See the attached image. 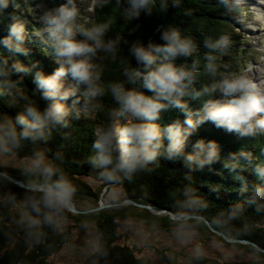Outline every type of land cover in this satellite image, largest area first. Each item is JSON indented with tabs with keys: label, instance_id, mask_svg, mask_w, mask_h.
<instances>
[{
	"label": "clouds",
	"instance_id": "obj_1",
	"mask_svg": "<svg viewBox=\"0 0 264 264\" xmlns=\"http://www.w3.org/2000/svg\"><path fill=\"white\" fill-rule=\"evenodd\" d=\"M216 2L242 31L250 32L264 25V8L257 9L249 0ZM9 3L10 0H0V11ZM150 3L151 0H123V3L115 0L116 7L129 20L139 19L141 14L151 16ZM181 3L182 0H170L169 6L177 8ZM77 5L78 0H63L56 7L44 9L39 16L40 27L32 31L58 65L50 74L38 69L33 72L35 64L26 66L14 58L15 54L27 56L29 52L24 46L29 36L24 21L13 17L7 34L0 37V50H3L0 51V95L11 96L16 89L22 77L17 75L13 79L14 75L31 72L40 96L48 101L40 109L34 101L22 97L25 101L22 111L15 117L0 114V154L15 155L23 141L33 145L46 142L57 126L67 127L70 115L79 119L82 112L97 109L98 98L104 96L105 89L99 83L100 74L93 59L102 53L115 60L121 44L127 45L131 59L123 62V79L107 84L115 107L107 110L106 122L93 131V151L87 158L101 181L120 183L131 180L139 172L150 173V166L156 165L158 158L180 161L189 173L193 168L212 163L219 158L214 141L197 140L191 145V152H185L189 137L204 122L244 138L264 136V77H258V66L251 59L238 72L228 69L224 58L233 47L230 33L204 36L199 45L204 51L199 59L187 63V58L198 51V45L177 27L161 26L160 43L140 39L129 42L119 35L106 37V23L92 26L77 23L80 12ZM245 9L251 15H241ZM255 39L252 47L264 52ZM178 59L180 63L176 62ZM201 75L208 77V81L197 87L195 82ZM69 98L70 102L66 103ZM189 101L199 103V107L189 108ZM166 110H176L183 119H174L161 127L157 121ZM260 154L264 157V149ZM239 156L250 163L249 154L241 152ZM55 159H61L60 155L56 154ZM52 160L44 150L34 147L21 172L29 179L21 182L11 173L0 171V184L15 183L28 193L22 206L31 214L26 228L29 238L36 235L33 229L39 225L55 227L54 217L70 206L76 191ZM236 161L233 155L225 167L236 171L232 163ZM252 173L258 183L245 182L243 176L236 178L242 181L240 191L248 193L245 204L261 213L264 212V162L254 164ZM184 180L191 182L188 173ZM176 191L179 198L169 219L175 225L177 239L183 241L204 220L207 204L196 195L191 183ZM243 210L240 202L229 204L213 218L214 222L228 235L227 226ZM199 254L195 250L194 255Z\"/></svg>",
	"mask_w": 264,
	"mask_h": 264
},
{
	"label": "trees",
	"instance_id": "obj_2",
	"mask_svg": "<svg viewBox=\"0 0 264 264\" xmlns=\"http://www.w3.org/2000/svg\"><path fill=\"white\" fill-rule=\"evenodd\" d=\"M43 2L48 3L49 1L10 0L9 6L0 11V37L7 34L8 26L13 17L24 21L26 31L29 33L24 46L28 48L29 52L27 56L15 54L14 58L26 66L35 64V68L32 69L33 72L38 69L47 75L58 65L54 63L50 55L46 54L45 46L39 39L32 35L34 28H39L40 24L33 23L30 17L26 15L28 6H35ZM169 4L170 0H151V16L141 14L139 19L129 20L122 14L121 9L116 7L115 0H107V2L102 0L97 5L92 6L93 14L90 21L81 25L92 26L97 23H106L108 25L106 37L119 35L129 42L140 39L143 42L152 40L154 43H160L158 29L161 26L177 27L182 34L191 36L198 45V51L193 53L192 58H187V63H191L192 59H199V54L204 51L202 47H199L204 36L214 37L220 31L225 30V25L230 23L233 26L237 25L224 14L216 0H182L181 5L177 8L170 7ZM130 29L132 30L131 33H129ZM238 36L239 34L236 33V39ZM120 47L117 50L115 60L102 53L93 59V63L97 65L100 74L99 83L104 87L105 94L98 98L99 107L90 110L92 115L87 116L82 112V117L79 119L70 115L67 117V127L60 128L57 126L51 131L46 142H37L36 145L28 141L21 142L20 147L15 150V156L26 158L31 154L34 147L44 150L46 156L53 159L50 162L59 167L62 174L74 186L76 190L74 194L92 199L95 203L93 208L97 207L103 189L119 186L123 190V196L117 201L109 199L111 204L129 199L138 205H150L155 210L173 212L175 211L174 204L179 198L176 189L191 183L197 192L196 195L207 204L203 212L204 220L200 225L194 226L192 230L203 231L207 228L206 223H208L214 230L221 232L227 238L236 239L239 242L229 243L219 237L220 240L254 257L252 260L221 261L206 256H191L189 257L190 264H264V252L252 245L255 244L264 250V212L257 213L252 207L245 204L244 201L248 193L240 191L242 181L236 178L243 176L245 182L258 183L252 173V166L264 162V157L260 154L261 149H264V136L244 138L236 133L217 128L211 122H204L189 137L185 152H191V145L197 140L214 141L218 146L219 158L212 163L198 169L193 168L189 173L180 161L158 158L157 164L150 166L152 167L150 173L139 172L131 180H122L120 183H105L98 179L96 170L87 162V158L93 151L91 148L95 138L93 131L106 122L107 110L110 107H115L107 90V84L123 79L121 74L123 62L131 59L127 55V45L121 44ZM243 53L244 50L237 48L236 45L227 55L235 66V64H239V59ZM5 54L12 55L10 53ZM176 62L180 63L181 61L178 59ZM17 75L22 77L16 87V90L18 89L20 92L19 103L12 96L0 95V114L15 117L18 112L22 111V105L25 102L22 97L34 101L40 109H43L48 101L40 96L39 90L35 87L32 73L16 74L13 79ZM207 81L208 77L201 75L195 82V86L199 87L200 83H207ZM70 100L71 98L66 103ZM188 107L198 108L199 103L189 101ZM177 118L183 119V116L176 110H166L161 112L157 123L163 127ZM121 123H123L122 119ZM241 152L249 154L250 163H246L244 158L239 156ZM56 154H59L61 159H55ZM233 155L238 159V161L232 162L236 171H229L225 167V163H229ZM0 171L11 173L21 182L29 179V177L21 175L22 170L0 166ZM186 173L190 175L191 182L184 180ZM83 177L98 181L100 183L99 188L94 189L82 179ZM26 195L28 193L14 183L0 184V264H45V260L56 254L72 235L71 229L74 226L69 225L63 228L59 225V219L73 221L78 226H81L79 223L86 219L95 221L100 233V240L97 249L89 254L82 264H173L170 261L153 263L136 256L135 251L138 249L135 246L118 244L120 233L117 229V219L123 218L124 215L105 210L90 211L91 209H89L86 210L87 213L75 214L66 208L54 217L57 221L55 227L39 225L33 229L36 235L29 238L26 236V228L31 214L22 206L23 198ZM237 202L243 205L244 210L239 218L229 223L227 226L228 235H226L225 229L219 227L213 218L229 204ZM138 205H131L130 207L138 209L141 217L152 221L156 229L172 225L167 214L155 215ZM20 208L24 213L20 211ZM243 241L249 243L243 244Z\"/></svg>",
	"mask_w": 264,
	"mask_h": 264
},
{
	"label": "rangeland",
	"instance_id": "obj_3",
	"mask_svg": "<svg viewBox=\"0 0 264 264\" xmlns=\"http://www.w3.org/2000/svg\"><path fill=\"white\" fill-rule=\"evenodd\" d=\"M48 1L50 4L49 2H43L38 3L35 6H28V9H26V15L27 17H30L33 23H39V16L44 9L56 7L63 2V0ZM54 1H56V4H54ZM100 1L102 0H78L77 6L79 7L80 12L77 22L80 24L88 23L93 14L92 6L97 5ZM237 2H239V0H237ZM249 3L256 5L264 4L261 3L260 0H249ZM241 15L251 14L245 9L242 11ZM225 26V30L220 31L216 35L225 32L230 33L233 41V47L231 49L237 45V48L244 50L241 59H239V64H235V66L233 64L234 62L228 58V55H226L224 63L227 64L228 69L232 72H238L241 67L251 59L252 62L258 66L256 69L258 77H264V52L257 51L256 48L252 47L253 38L255 37V43L258 44L260 48H264V33L261 31V28L255 31L246 32L240 30L238 24L233 26V24L230 23ZM236 33L239 34L238 39L235 37ZM77 39H80V37L77 36ZM234 43L236 44L234 45ZM99 54L100 53H98V55ZM224 70L225 69H223L222 66L221 71ZM11 96L19 103L20 92L18 89L13 90ZM84 113L87 116L92 115L90 110ZM26 162V158H19L15 155L0 154V166L22 170ZM82 179L94 189L99 188L100 183L98 181L84 177ZM122 196V188L119 186H112L109 189L102 190V197L97 203V207H99V205L102 207L98 210H94L93 207L95 203L92 199L79 194H73L70 205L77 210H84L83 213H87L88 211L86 210L91 209L90 211L105 210L107 212L124 215L123 218L117 219V229L120 233V238L117 243L135 246L138 249L135 251L136 256L153 263H166V261H170L173 264H190L189 257L196 256L194 253L197 249L200 253L199 256L215 258L221 261L252 260L254 257L251 254L241 252L220 240L219 237L221 236L217 234L219 231L214 230L209 224H206L207 228L203 231L192 230V235L188 239L183 241L179 240L175 235V225L172 222V225L169 227L156 229L152 221L142 218L138 213V209L130 207L131 204L125 201H122L123 203L119 202L121 204H111L109 202V199L117 201ZM20 211L23 212L21 208ZM79 224L81 226H78L70 220L59 219V225L63 228L69 225L74 226V228L71 229L72 235L69 241L56 254H53L45 260V264H82L85 258L97 249L100 240V233L98 232L95 221L92 219H86Z\"/></svg>",
	"mask_w": 264,
	"mask_h": 264
},
{
	"label": "water",
	"instance_id": "obj_4",
	"mask_svg": "<svg viewBox=\"0 0 264 264\" xmlns=\"http://www.w3.org/2000/svg\"><path fill=\"white\" fill-rule=\"evenodd\" d=\"M15 184V183H14ZM125 202H127V203H129V204H131V205H138V204H136V203H134L133 201H131V200H129V199H126V200H124ZM123 201V202H124ZM122 202V203H123ZM119 204H121V203H119ZM138 206H140V207H142V208H145V209H147L150 213H152V214H167L168 215V217H169V214L171 213V212H169V211H166V210H163V211H159V210H155L152 206H150V205H138ZM102 206H100L99 205V207H96V208H94V210H98L99 208H101ZM69 211H71V212H75V213H83L84 211H80V210H77V209H75L73 206H69L68 208H67ZM93 210V209H92ZM206 223V222H205ZM207 225H208V223H206ZM217 234H219L221 237H223L224 239H226V237L223 235V234H221V233H217ZM228 242H232V243H234V242H239L238 240H236V239H228L227 240ZM243 243H249L248 241H243ZM253 246H255L259 251H262V252H264V250L263 249H261L259 246H257V245H255V244H252Z\"/></svg>",
	"mask_w": 264,
	"mask_h": 264
},
{
	"label": "bare ground",
	"instance_id": "obj_5",
	"mask_svg": "<svg viewBox=\"0 0 264 264\" xmlns=\"http://www.w3.org/2000/svg\"><path fill=\"white\" fill-rule=\"evenodd\" d=\"M255 5H256V4H255ZM260 6H261V7H260ZM256 7H257V9L264 8V4H263V5H261V4H257ZM259 28H261V31L264 33V25H261ZM259 28H258V29H259ZM253 31H255V30H253ZM159 211H163V210H159ZM222 239H224V238L222 237ZM227 240H228V238L224 239V241H226V242H227Z\"/></svg>",
	"mask_w": 264,
	"mask_h": 264
}]
</instances>
